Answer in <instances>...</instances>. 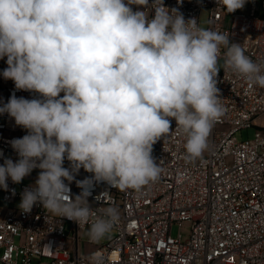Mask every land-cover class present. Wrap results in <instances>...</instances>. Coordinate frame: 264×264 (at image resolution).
Listing matches in <instances>:
<instances>
[{"label": "clouds", "instance_id": "1", "mask_svg": "<svg viewBox=\"0 0 264 264\" xmlns=\"http://www.w3.org/2000/svg\"><path fill=\"white\" fill-rule=\"evenodd\" d=\"M153 2L149 18L143 10L149 0H0L2 76L17 90L38 94L26 99L13 93L0 106V114L27 130L10 141L19 158L0 165V188L39 169L18 207L30 213L39 203L78 225L91 221L92 243L119 218L114 207L95 215L88 199L94 186L140 192L157 181L161 168L153 146L170 134L172 120L186 136V159L208 148L224 114L217 87L222 46L225 69L264 87V66L239 43L169 11L163 0ZM247 2L217 0L228 13ZM81 168L92 175L75 180ZM74 180L81 191L73 198ZM91 259L102 264L99 253Z\"/></svg>", "mask_w": 264, "mask_h": 264}, {"label": "built area", "instance_id": "2", "mask_svg": "<svg viewBox=\"0 0 264 264\" xmlns=\"http://www.w3.org/2000/svg\"><path fill=\"white\" fill-rule=\"evenodd\" d=\"M185 18L200 25L208 9V25L239 43L253 62L264 66V0H248L246 11L228 13L217 0H163ZM158 6V5H156ZM135 8V6H133ZM149 18L154 2L143 6ZM175 15V13H173ZM223 61L217 77L223 116L214 124L208 148L195 160L186 159V136L176 128L153 146L161 168L157 181L135 190H119L106 183L94 186L89 204L96 216L108 207L118 210V221L104 241L90 242L89 224L55 216L33 206L30 213L18 207L21 194L34 185L38 174L19 184L8 180L0 188V264H94L99 253L102 264H264V87L252 85ZM6 60L0 63V106L15 93L26 99L38 94L17 90L2 76ZM62 95V94H61ZM255 128L254 136L239 140L237 133ZM27 130L15 124L7 113L0 114V165L5 159L18 160L10 141ZM64 167H70L65 160ZM92 174L83 168L75 180ZM75 180L69 185L74 198L81 191ZM67 183V181H65ZM174 223H188L189 236L182 230L172 235ZM70 225L67 232L66 226Z\"/></svg>", "mask_w": 264, "mask_h": 264}, {"label": "rangeland", "instance_id": "3", "mask_svg": "<svg viewBox=\"0 0 264 264\" xmlns=\"http://www.w3.org/2000/svg\"><path fill=\"white\" fill-rule=\"evenodd\" d=\"M246 6L247 4H245L243 9H240L242 11H246ZM200 25L202 28H206L208 25V9H203L202 13H201V17H200ZM223 61L220 59L219 60V67L222 66ZM254 132H255V128H250L248 130H242L239 131L237 133V138L239 140H243V139H247V138H252L254 136ZM38 173V169H34L31 174H37ZM0 206H8L7 204H4L1 199H0ZM70 229V225L67 224L66 226V231L68 232ZM182 230V234H183V239H187L189 236V230L190 227L188 226V223H183V224H179V223H174L172 226V235L173 237H177L179 231ZM106 238V237H105ZM105 238L102 240L104 241ZM32 264H48V260L47 259H34Z\"/></svg>", "mask_w": 264, "mask_h": 264}, {"label": "crops", "instance_id": "4", "mask_svg": "<svg viewBox=\"0 0 264 264\" xmlns=\"http://www.w3.org/2000/svg\"><path fill=\"white\" fill-rule=\"evenodd\" d=\"M5 60H6V57H5L4 59H0V63H1L2 61H5ZM259 124L264 125V117H262V118L259 120Z\"/></svg>", "mask_w": 264, "mask_h": 264}]
</instances>
